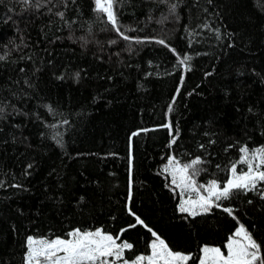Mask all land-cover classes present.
Returning <instances> with one entry per match:
<instances>
[{
	"label": "trees",
	"instance_id": "obj_1",
	"mask_svg": "<svg viewBox=\"0 0 264 264\" xmlns=\"http://www.w3.org/2000/svg\"><path fill=\"white\" fill-rule=\"evenodd\" d=\"M164 1L118 3L136 43L94 0H0V264L75 229L131 243L132 261L151 228L198 264L243 225L264 254V183L223 201L232 215L191 216L163 173L199 157L197 183L223 186L242 146L264 147V0Z\"/></svg>",
	"mask_w": 264,
	"mask_h": 264
},
{
	"label": "snow or ice",
	"instance_id": "obj_2",
	"mask_svg": "<svg viewBox=\"0 0 264 264\" xmlns=\"http://www.w3.org/2000/svg\"><path fill=\"white\" fill-rule=\"evenodd\" d=\"M120 2L122 0H94V9L106 18V23L111 25V28L124 40L134 39L136 43H142L140 38H132L121 32L117 16V5ZM172 8L174 10L175 5ZM60 15L62 16L63 13ZM156 42L165 44L163 40ZM172 51L175 52L174 49ZM190 60V56H184L179 59V64L184 65L188 70ZM165 127L171 128V124ZM175 142V139L171 141L173 144ZM240 152L239 164L245 165L246 170L238 172L237 164L233 163L229 169L230 177L223 186L216 180H212L206 186L197 183L195 177L203 171L199 167L204 163L201 158L197 157L189 163L181 164L175 156L170 157L163 168V173L171 177V184L180 189L181 196H187L180 203L179 211L196 216L210 212L215 207L222 208L225 213L232 215L233 209L223 206L222 202L229 200L237 192L256 191L258 185L264 183V147L249 150L247 146H242ZM193 193L195 198H193ZM136 221L147 228L140 217L137 216ZM148 231L155 237L150 244V254L137 255L131 262L125 259L124 255L126 250L133 249V245L127 241L118 242L119 237L114 238L113 235L99 229L95 231L75 229L67 234V238L28 237L26 264H117V262H122V264H189V261L193 259L191 254L173 251L151 228H148ZM225 248L227 255L219 247H203L198 264H264V254H262L260 243L243 225L238 227Z\"/></svg>",
	"mask_w": 264,
	"mask_h": 264
},
{
	"label": "rangeland",
	"instance_id": "obj_3",
	"mask_svg": "<svg viewBox=\"0 0 264 264\" xmlns=\"http://www.w3.org/2000/svg\"><path fill=\"white\" fill-rule=\"evenodd\" d=\"M179 189V188H178ZM179 192H180V189H179ZM187 198V196L185 195V196H181L180 197V203H182L183 202V200L184 199H186ZM193 198H195V194L193 193ZM180 203H179V205H180ZM97 230V229H96ZM85 231H95V230H85ZM30 237H33V236H30ZM35 238H45V237H35ZM67 238V237H66ZM51 239V238H50ZM208 247H211V246H208ZM225 255H227V253H225ZM130 261V260H129ZM131 262V261H130ZM117 264H122V262H117Z\"/></svg>",
	"mask_w": 264,
	"mask_h": 264
},
{
	"label": "bare ground",
	"instance_id": "obj_4",
	"mask_svg": "<svg viewBox=\"0 0 264 264\" xmlns=\"http://www.w3.org/2000/svg\"><path fill=\"white\" fill-rule=\"evenodd\" d=\"M164 1V0H163ZM165 2V1H164ZM171 2V1H170ZM176 2V1H175ZM169 5H170V3H168ZM172 4H173V2H172ZM177 4V3H176ZM162 5V4H161ZM176 6V5H175ZM167 7H168V5H167ZM167 7H165V8H167ZM150 8H152V7H150ZM100 18V17H99ZM104 18V17H103ZM105 19V18H104ZM105 21V20H104ZM109 26V25H108ZM122 28V27H121ZM125 28V27H124ZM123 30V29H122ZM132 35V34H131ZM113 37V36H112ZM112 39V38H111ZM113 40V39H112ZM124 40V39H123ZM135 43V42H134ZM175 154V153H174ZM183 158V157H182ZM185 158V157H184ZM162 177V176H161ZM164 177V176H163ZM164 181V180H163ZM165 182V181H164ZM163 182V183H164ZM165 184V183H164ZM169 188V187H168ZM238 217V216H237Z\"/></svg>",
	"mask_w": 264,
	"mask_h": 264
}]
</instances>
